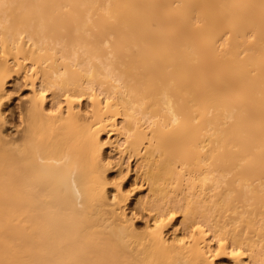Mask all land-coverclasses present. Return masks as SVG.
<instances>
[{
    "label": "bare ground",
    "instance_id": "obj_1",
    "mask_svg": "<svg viewBox=\"0 0 264 264\" xmlns=\"http://www.w3.org/2000/svg\"><path fill=\"white\" fill-rule=\"evenodd\" d=\"M0 264H264V0H0Z\"/></svg>",
    "mask_w": 264,
    "mask_h": 264
},
{
    "label": "rangeland",
    "instance_id": "obj_2",
    "mask_svg": "<svg viewBox=\"0 0 264 264\" xmlns=\"http://www.w3.org/2000/svg\"><path fill=\"white\" fill-rule=\"evenodd\" d=\"M25 90L20 89L18 91L12 92L11 99H9L10 106L12 108V118L10 116V121L12 120V124L15 122L14 119L16 120V115H17V110H18V105H21L24 97L23 94H25ZM22 94V95H21ZM18 107V108H17ZM11 130V128L9 129Z\"/></svg>",
    "mask_w": 264,
    "mask_h": 264
}]
</instances>
